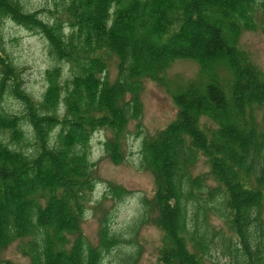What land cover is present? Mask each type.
<instances>
[{"label":"trees","instance_id":"trees-1","mask_svg":"<svg viewBox=\"0 0 264 264\" xmlns=\"http://www.w3.org/2000/svg\"><path fill=\"white\" fill-rule=\"evenodd\" d=\"M53 1L59 16L47 21L20 0H0V23L42 35L68 68L46 72L37 101L0 40V264H20L5 258L15 243L28 264H103L114 251L115 264H137L138 222L127 237L106 216L95 244L84 234L97 184L91 140L106 133L105 155L121 164L146 81L167 85L179 60L195 62L198 75L173 95L175 120L141 151L154 194L139 222L161 233L156 264H209L219 247L224 264H264V73L240 45L264 18V0ZM7 98L23 112L6 111ZM200 156L214 186L192 174ZM107 194L128 193L112 184Z\"/></svg>","mask_w":264,"mask_h":264},{"label":"rangeland","instance_id":"rangeland-1","mask_svg":"<svg viewBox=\"0 0 264 264\" xmlns=\"http://www.w3.org/2000/svg\"><path fill=\"white\" fill-rule=\"evenodd\" d=\"M28 12L40 11L44 20L53 21L55 4L53 0H20ZM52 13V14H51ZM55 14V15H54ZM261 15V14H260ZM254 31L245 32L242 36L241 48L248 52L253 63L264 73V18L260 16ZM0 40L3 48L15 64L23 70L24 88L35 100L41 101L48 87L46 72L59 65L65 74L68 68L58 63L50 54L45 38L18 26L10 20L0 23ZM117 60L110 57L109 76H117ZM198 65L190 60L176 61L166 74L167 85L146 81L142 93L143 110L137 120L129 123L123 147L124 160L114 165L105 155L104 142L107 134L96 133L91 140L90 157L95 163L97 184L86 211L83 231L87 239L95 244L97 233L104 217L108 216L113 230L125 231L137 226L134 248L140 250L137 264H156L158 248L161 241L160 231L150 220L139 222L144 213L143 199L150 200L154 194V182L151 173L142 168V148L146 139L155 136L176 118L177 108L173 95L196 79ZM6 111L13 114L23 112V105L13 98H7L3 104ZM29 132V131H28ZM30 133V132H29ZM193 176H206L208 185L214 186L209 177V167L204 157L200 156L192 170ZM123 187L127 191L121 200L107 194L110 185ZM211 223L216 228H223V221L214 213L210 215ZM15 243L5 253V258L20 264H28L18 251ZM131 248V246H130ZM209 264H224L228 256L224 248L213 250L209 255ZM117 254L114 251L105 257L103 264H115Z\"/></svg>","mask_w":264,"mask_h":264}]
</instances>
